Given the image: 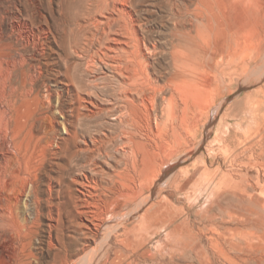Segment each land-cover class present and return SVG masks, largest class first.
Here are the masks:
<instances>
[{
	"label": "bare ground",
	"instance_id": "obj_1",
	"mask_svg": "<svg viewBox=\"0 0 264 264\" xmlns=\"http://www.w3.org/2000/svg\"><path fill=\"white\" fill-rule=\"evenodd\" d=\"M10 1L15 21L4 27L0 18V264L145 263L153 258L145 245L149 238L138 241L142 225L122 223L121 201L126 198L132 209L139 197L152 202L147 189L158 184L172 155L203 147L196 140V113L209 98L202 92L208 90L214 97L230 85L228 80L221 85L217 73L229 80L232 74L233 26L227 6L221 0H194L193 28L178 35L182 43L171 44L167 72L159 68L163 58L158 54L164 47L149 40L135 0H60L58 18L40 9L42 1L25 0L37 9L32 11L40 19L37 27L23 18V0ZM199 20L203 27H198ZM51 36L63 51V74L78 96L68 110L59 105L64 122L71 126L61 140L54 136L55 92L42 60ZM217 47L224 52L221 59ZM71 54L82 62H70ZM99 98L106 103L101 105ZM104 112L114 116L117 126L110 134L97 119ZM112 149L121 151L116 153L122 155L124 166L112 168L104 184L96 174L97 159L111 158ZM51 155L66 158L54 162L57 174L46 168ZM202 171L201 166L194 172L184 170L178 186L186 189L201 179ZM223 172L224 181L233 180ZM69 174L77 191L67 182ZM205 179L210 185L215 177ZM261 189L264 179L259 177L243 191L251 196ZM260 203L264 206V200ZM250 210L228 209L226 221L246 220ZM114 214L116 219L108 220ZM148 216H143V223L153 218ZM39 247L50 251L47 261ZM203 258L212 264L208 255Z\"/></svg>",
	"mask_w": 264,
	"mask_h": 264
},
{
	"label": "rangeland",
	"instance_id": "obj_2",
	"mask_svg": "<svg viewBox=\"0 0 264 264\" xmlns=\"http://www.w3.org/2000/svg\"><path fill=\"white\" fill-rule=\"evenodd\" d=\"M24 1L20 3L22 16L37 27L40 19L32 14L37 9ZM221 1L227 6L232 19L234 61L230 80L222 79L223 76L217 73L219 83L223 85L228 80L229 87L217 90L214 97L206 89V92H202V96L209 98L204 109L200 108L196 113L199 119L196 140L203 147L192 151L187 148L172 155L160 172L158 184L146 190V195L152 194V202H148V199L141 202L139 197V202L134 205L136 208L133 206L132 209L127 205L126 198L121 201L122 223L142 225L143 231L136 233V239L143 241L146 236L149 238L145 245L153 258L143 264H206L203 258L205 255H208L212 264H264V206L260 203V200H264V190L250 192L251 196L243 191L245 186L257 182L259 177L264 179V0ZM40 2V9L43 8L41 10L48 17L54 18L61 14L60 0ZM193 2L194 0H135L139 15L146 23L149 40L164 47V52L158 54L163 58L159 67L162 71L169 72L171 65L167 52L170 51L171 44L182 43L178 35L193 28L194 17L190 13ZM1 6L0 18L4 21V27H9L15 21V6L10 0L1 1ZM198 27H203L200 20ZM184 43L186 42L183 41ZM47 44V55L42 60L48 83L55 92L51 111L55 115L57 128L54 136L61 140L62 137H68L65 128L69 125L59 113V105L68 110L73 98L78 96L77 90L63 74L66 61L60 57L63 51L53 36L48 39ZM216 49L219 50L221 59L224 52L222 48ZM69 61L82 62L76 54H71ZM98 101L101 105L106 103L103 98ZM84 105L81 110L86 112ZM113 117L104 112L97 118L104 124L103 128L108 134L110 130L117 128L112 122ZM95 129L93 127L94 131ZM99 135H103L102 131ZM111 152L114 153L111 158L99 155L97 159L96 174L102 182L104 180V184L113 173L112 168L120 169L124 166L122 155L119 158L116 153L121 154V151L112 149ZM103 160H107L106 164ZM60 161L65 162L66 158L51 155L47 161V170L57 174L59 169L54 162ZM200 166L203 169L201 179H194L186 189L178 186L179 180L183 181L185 178L184 170L194 172ZM74 169V175L80 177L81 174H76L78 170ZM88 171L89 174L93 172ZM223 171L228 173L229 180L233 176V180L224 181ZM208 176L215 177L210 185L205 179ZM67 178L72 189L77 191L78 184L72 181V175L69 174ZM47 181L45 176V182ZM153 203L156 205L146 214L147 208ZM240 206L251 208L245 213L248 218L239 222L231 221L229 225L226 221L227 210L238 209ZM252 210L254 211L251 212ZM148 214L153 215V218L143 223L144 217L150 218ZM116 216L117 214L110 215L108 220L116 219ZM43 218L46 229L48 219L45 216ZM65 222L67 225L72 223L69 217H65ZM45 235L46 232L44 237ZM38 250L42 252L45 261L50 258V251L46 247H39Z\"/></svg>",
	"mask_w": 264,
	"mask_h": 264
}]
</instances>
